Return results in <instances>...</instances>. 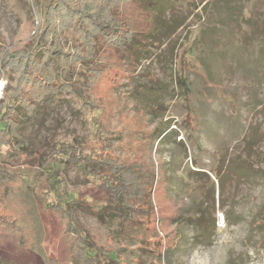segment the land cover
<instances>
[{
	"label": "rangeland",
	"instance_id": "rangeland-1",
	"mask_svg": "<svg viewBox=\"0 0 264 264\" xmlns=\"http://www.w3.org/2000/svg\"><path fill=\"white\" fill-rule=\"evenodd\" d=\"M226 1L124 0L135 39L119 57L109 53L94 87L111 108L110 129L140 130L129 141L154 166L157 236L152 227L138 232L119 219L94 217L91 210H105L102 194L77 167L23 164L9 169L13 180L3 190L21 242L0 243V264H73L68 242L75 237L48 207L63 193L86 202L76 208L78 222L95 245L112 249L111 264H264V226L254 221L264 212V162L248 156V142L264 155V0ZM33 19L29 0H0V51L30 38ZM134 77L150 87L132 88ZM7 80L0 73V100ZM161 105L165 112L153 113ZM162 130L166 136L156 139ZM94 131L91 116L67 100L19 129L25 143L44 151L59 139L90 147ZM125 151L116 154L130 156ZM238 167H249V176L230 171L240 173ZM258 167L262 177L250 176ZM187 216H201L202 227L214 224L210 242Z\"/></svg>",
	"mask_w": 264,
	"mask_h": 264
},
{
	"label": "trees",
	"instance_id": "trees-1",
	"mask_svg": "<svg viewBox=\"0 0 264 264\" xmlns=\"http://www.w3.org/2000/svg\"><path fill=\"white\" fill-rule=\"evenodd\" d=\"M123 1L29 0L35 16L32 36L28 39L18 37L15 47H5L0 51V73L9 80L3 88L4 98L0 100V243H19V236L22 237L17 220L5 208L3 190L13 180L9 169L23 164L44 167L51 162L77 167L85 179L94 184L102 194L105 210H91V214L100 222L104 217L116 218L121 223H127L134 231H146L152 227V233L157 236L158 227L154 222L158 213L152 200L156 178L154 166L131 148V141L140 130L137 127L110 129L107 121L111 108L109 106L107 109L106 101L94 95L96 83L108 68L112 55L109 53L116 51L115 56L119 57L120 53L129 49L132 38L135 39L133 36H136L133 29L135 17L124 12ZM125 58L134 65V57ZM148 82L140 83L134 77L132 88L142 85L150 87ZM64 100L73 101L78 109L91 116L95 131L90 147L81 144L77 138L70 143L59 139L46 151L25 143L19 129L34 120L41 110ZM156 108L165 112L167 107L155 106L153 113L157 111ZM105 113L106 118L103 117ZM164 133V130L157 133L156 139ZM125 149L130 156L119 158L116 151ZM249 155L257 163L264 162V155L255 152L250 142ZM236 166V162L230 163V167ZM238 168L240 173L232 168L230 171L243 177L249 176V167ZM250 176L262 177V169L253 168ZM70 196L67 193L55 196L48 207L65 218L66 231L75 237L68 242L73 264L113 263L112 249L95 245L78 222L76 208H87L83 206L86 202ZM185 218L189 225L201 229L199 236L206 237L205 242H210L209 230L214 229V224L202 227L201 216ZM263 220L264 212L254 218V221L261 222V226H264ZM234 222H238V219ZM175 232L182 233L179 225L175 227ZM147 243L144 242L142 246ZM87 251H95V254L88 256Z\"/></svg>",
	"mask_w": 264,
	"mask_h": 264
}]
</instances>
